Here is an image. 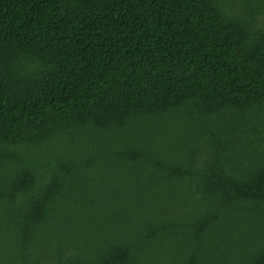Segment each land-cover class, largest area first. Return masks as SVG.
Returning <instances> with one entry per match:
<instances>
[{
	"label": "trees",
	"instance_id": "1",
	"mask_svg": "<svg viewBox=\"0 0 264 264\" xmlns=\"http://www.w3.org/2000/svg\"><path fill=\"white\" fill-rule=\"evenodd\" d=\"M0 264H264V0H0Z\"/></svg>",
	"mask_w": 264,
	"mask_h": 264
}]
</instances>
